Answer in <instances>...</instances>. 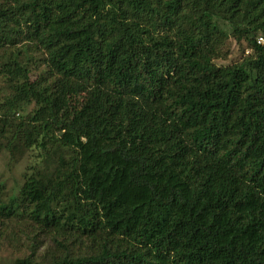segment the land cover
<instances>
[{
  "label": "trees",
  "instance_id": "trees-1",
  "mask_svg": "<svg viewBox=\"0 0 264 264\" xmlns=\"http://www.w3.org/2000/svg\"><path fill=\"white\" fill-rule=\"evenodd\" d=\"M7 36L8 264H264V0H0Z\"/></svg>",
  "mask_w": 264,
  "mask_h": 264
},
{
  "label": "rangeland",
  "instance_id": "rangeland-1",
  "mask_svg": "<svg viewBox=\"0 0 264 264\" xmlns=\"http://www.w3.org/2000/svg\"><path fill=\"white\" fill-rule=\"evenodd\" d=\"M10 44V36L0 40V63L9 59L12 52V47L9 46ZM13 45V47L17 48L21 46V43L16 41ZM249 53L250 51L244 41L237 42L230 38L224 43L223 48L219 53L218 58L214 60V63L217 66H231L240 63ZM43 69L38 70L36 73L34 72L32 78L35 79L37 76H40ZM0 90H3L1 83ZM31 109L32 106H28L25 110L29 111ZM21 115L23 114L16 113L15 118L18 119ZM32 155L33 153L24 154L17 164L10 165L8 162V155L5 153L0 154V180L2 179L5 181L7 189H15L21 184V175L24 172L26 165L33 161ZM7 236L9 239H12L14 236L15 242L10 244L9 241V243H5V246L0 249V264H8L15 258H22L30 252V240L27 237H24L20 233L14 234V232H7ZM47 246H50V242H47L43 247H40L39 253H42Z\"/></svg>",
  "mask_w": 264,
  "mask_h": 264
},
{
  "label": "built area",
  "instance_id": "built-area-1",
  "mask_svg": "<svg viewBox=\"0 0 264 264\" xmlns=\"http://www.w3.org/2000/svg\"><path fill=\"white\" fill-rule=\"evenodd\" d=\"M260 42H262V39L261 38H259V42L258 43H260Z\"/></svg>",
  "mask_w": 264,
  "mask_h": 264
}]
</instances>
